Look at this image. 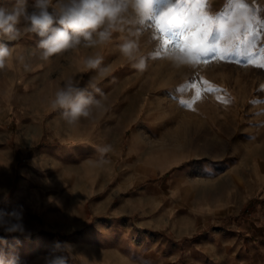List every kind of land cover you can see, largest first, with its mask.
I'll use <instances>...</instances> for the list:
<instances>
[{
	"label": "rangeland",
	"instance_id": "obj_1",
	"mask_svg": "<svg viewBox=\"0 0 264 264\" xmlns=\"http://www.w3.org/2000/svg\"><path fill=\"white\" fill-rule=\"evenodd\" d=\"M245 2L250 24L221 36L212 18L231 0H156L157 15L173 7L174 18L195 4L211 27L208 47L173 20L166 45L151 20L132 26L137 37L126 27L107 45L48 60L26 22L17 41L0 36L12 49L0 70V212L22 209L24 227L0 228V264H120L146 234L227 259L264 241V0ZM125 38L138 40L143 72L121 55ZM176 48L200 49L196 66L174 67ZM95 56L103 75L84 64ZM69 80L104 93V109L75 126L51 105Z\"/></svg>",
	"mask_w": 264,
	"mask_h": 264
},
{
	"label": "clouds",
	"instance_id": "obj_2",
	"mask_svg": "<svg viewBox=\"0 0 264 264\" xmlns=\"http://www.w3.org/2000/svg\"><path fill=\"white\" fill-rule=\"evenodd\" d=\"M29 11L28 0H16L10 6H0V36L8 41H17L21 31L17 27L26 22L25 32L39 37L37 47L40 57L48 60L67 50H75L83 43L85 48L107 45L114 33L124 32L128 28L130 37H137L139 27L132 30L134 24L149 22L156 13V0H35ZM164 13L167 21L173 20L187 31H195L201 24V16L195 4L179 17H173L174 8ZM251 22L245 0H231V11L226 16L214 15L212 25L223 36L240 33ZM121 55L129 62L132 69L143 72L146 69L145 59L139 54V43L136 38H125L120 44ZM200 49L176 48L168 53V59L176 68L195 67L196 56ZM12 49L7 44H0V70L5 69ZM102 56L87 57L84 64L87 69H99L103 75L107 68L101 67ZM90 86L100 94L95 98L69 80L59 88L51 101L54 109H62V117L69 126L77 125L81 119L94 116L93 107L104 109V93L95 84ZM111 150L110 145L97 147L101 155ZM22 209L11 212H0V228L8 232L23 233ZM51 264H66L64 257H54Z\"/></svg>",
	"mask_w": 264,
	"mask_h": 264
},
{
	"label": "crops",
	"instance_id": "obj_3",
	"mask_svg": "<svg viewBox=\"0 0 264 264\" xmlns=\"http://www.w3.org/2000/svg\"><path fill=\"white\" fill-rule=\"evenodd\" d=\"M134 240L133 253L123 254L120 264H180L177 262V257L180 256L188 260L189 264H264V241H247L238 258L227 259L221 254L217 256L201 252L195 244L186 248L184 253L185 248L177 240L173 241L162 235L146 234ZM246 248L250 249L248 253Z\"/></svg>",
	"mask_w": 264,
	"mask_h": 264
},
{
	"label": "snow or ice",
	"instance_id": "obj_4",
	"mask_svg": "<svg viewBox=\"0 0 264 264\" xmlns=\"http://www.w3.org/2000/svg\"><path fill=\"white\" fill-rule=\"evenodd\" d=\"M152 20L155 22V25L157 27V30L161 34V38L163 39V43L166 45L169 43V40L164 39L165 36V25L167 23V14L161 13L158 16H155L152 18ZM187 35L185 36V39L187 38H195L198 39L201 42V47H208L207 41L210 39V33H211V27L206 25L205 23L200 24V26L195 31H187ZM222 36V34H220ZM219 38V37H218ZM179 44V41L177 42ZM213 51H218V49L213 48ZM230 54V53H227ZM222 56L224 54H221ZM258 67H264V62L257 65Z\"/></svg>",
	"mask_w": 264,
	"mask_h": 264
}]
</instances>
